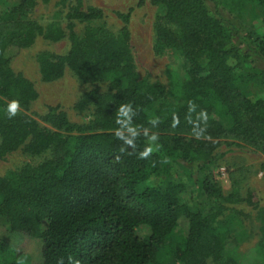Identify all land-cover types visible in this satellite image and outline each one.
<instances>
[{
  "label": "trees",
  "instance_id": "16d2710c",
  "mask_svg": "<svg viewBox=\"0 0 264 264\" xmlns=\"http://www.w3.org/2000/svg\"><path fill=\"white\" fill-rule=\"evenodd\" d=\"M35 2L0 0V159L19 149L50 155L35 167L0 175V252L28 259L1 264H162L163 251L178 264H205L207 258L225 264L237 211L224 216L226 207L219 205L202 214L186 199V182L213 160L221 140L264 153V94L249 97L239 86L252 51L264 66V37L226 22L218 13L222 0H150L159 10L155 53L173 50L174 59L187 64L165 92L139 77L126 28L117 34L102 24L81 34L70 29L65 54L37 56L42 79L56 80L68 67L81 82L105 81L109 90L91 89L79 98L76 109L96 107L93 119L80 125L49 106L44 120L51 130L26 113L37 92L10 65L38 34L63 36L58 26L43 31L29 17ZM76 2L68 18L101 17L100 8ZM238 2L264 9V0ZM119 17L126 22L128 15ZM12 102L19 108L9 118ZM224 118L231 119L228 128ZM201 189L228 203L241 199L237 188L224 195L208 177ZM176 228L181 233L172 244ZM260 230L257 252L264 250Z\"/></svg>",
  "mask_w": 264,
  "mask_h": 264
},
{
  "label": "rangeland",
  "instance_id": "374dc122",
  "mask_svg": "<svg viewBox=\"0 0 264 264\" xmlns=\"http://www.w3.org/2000/svg\"><path fill=\"white\" fill-rule=\"evenodd\" d=\"M238 1L222 0L218 13L229 24L242 28L244 33L248 32L252 37H264V9L254 2ZM76 4V0H69L64 5L58 4V0H36L29 17L35 20L43 31L49 25L58 26L63 36L58 40H51L46 38L44 33L38 34L34 42L22 48L10 62L12 70L30 80L37 92V97L31 102L26 113L41 127L55 130L44 120L49 106H56L63 111L71 124L80 125L90 121L95 115V105L90 103L82 109H76L75 104L91 89H98L99 92L109 90L105 81L81 82L68 67L56 80L42 79L37 56L42 52L65 54L70 47L67 36L70 29L81 34L87 27L102 24L117 34L123 27L126 28L139 77L157 83L165 92L172 87L175 72L184 74L187 64L183 60L174 59L173 50L155 53L153 49L154 22L159 10L150 0H82L83 9L97 7L102 11L101 17L92 21L68 18L71 6ZM119 14H127V21H123ZM251 53L249 58L243 60V75L239 86L249 97H255L264 94V66L261 59L253 51ZM222 124L228 128L231 119L224 118ZM213 157L208 165L198 166L192 171V180L186 182L188 195L185 197L204 215L213 212L219 205L226 207L224 216L230 215V209L237 211L234 212L236 218L233 219L231 227L235 242H232L226 252L230 259L226 258L225 264H264V250L257 252L262 239L260 229L264 227V173L261 176L258 174L259 170L264 171V153L246 144L221 140L213 150ZM48 158L49 152L30 155L21 149L16 150L0 159V175L10 169L35 167ZM203 177H208L218 184L224 195L237 188L241 199L228 203L222 199L205 196L201 189ZM249 192L253 194L251 202L246 200ZM180 233L178 228L174 229L170 243L174 244ZM160 258L162 264H178L166 251L160 253ZM13 260L25 263L28 259L26 256L14 257L11 251L0 252V264ZM205 264L215 263L211 258H207Z\"/></svg>",
  "mask_w": 264,
  "mask_h": 264
},
{
  "label": "clouds",
  "instance_id": "9594fccd",
  "mask_svg": "<svg viewBox=\"0 0 264 264\" xmlns=\"http://www.w3.org/2000/svg\"><path fill=\"white\" fill-rule=\"evenodd\" d=\"M19 108V104L17 102H12L9 104L8 107V116L9 118L15 116L17 114V109ZM203 115L205 116V118L207 119V113L204 112ZM150 151V149H146L144 153L141 154L140 158H144L148 155V152ZM117 159H119V157H117ZM58 264H62V259L58 261Z\"/></svg>",
  "mask_w": 264,
  "mask_h": 264
},
{
  "label": "built area",
  "instance_id": "2783aa9c",
  "mask_svg": "<svg viewBox=\"0 0 264 264\" xmlns=\"http://www.w3.org/2000/svg\"><path fill=\"white\" fill-rule=\"evenodd\" d=\"M263 173H264L263 170H259V171H258L259 176L263 175Z\"/></svg>",
  "mask_w": 264,
  "mask_h": 264
}]
</instances>
